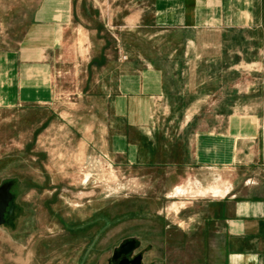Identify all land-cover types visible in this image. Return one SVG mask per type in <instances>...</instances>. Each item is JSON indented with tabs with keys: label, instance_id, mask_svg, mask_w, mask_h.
Listing matches in <instances>:
<instances>
[{
	"label": "rangeland",
	"instance_id": "374dc122",
	"mask_svg": "<svg viewBox=\"0 0 264 264\" xmlns=\"http://www.w3.org/2000/svg\"><path fill=\"white\" fill-rule=\"evenodd\" d=\"M59 5L0 0V182L16 180L0 264H114L123 241L141 255L152 235L160 251L158 237L182 226L177 208L191 217V202L215 198L197 189L221 196L264 180V18L257 32L234 3L226 25L161 33L151 28V0H69L67 18L50 19ZM54 22L57 47L39 56L48 41L33 40L48 39ZM161 42L169 49L146 50ZM113 59L163 66L170 81L151 105L153 121L163 140L183 146V166L136 167L103 146L108 94L124 70L104 64ZM199 142L215 150L201 164Z\"/></svg>",
	"mask_w": 264,
	"mask_h": 264
},
{
	"label": "crops",
	"instance_id": "0c3cea01",
	"mask_svg": "<svg viewBox=\"0 0 264 264\" xmlns=\"http://www.w3.org/2000/svg\"><path fill=\"white\" fill-rule=\"evenodd\" d=\"M60 1V11L56 9L54 14H50V19L67 18L64 16V3L69 0ZM151 2V28L161 33H168V29L172 27L183 31L186 28H200L202 32L206 26L226 25L233 17L234 3L240 4L237 11L242 14L240 18L245 21L243 25L247 23L246 20L251 19L252 25L247 27L258 32L260 29L256 25L262 24L264 18V0ZM54 25L48 27L52 30L48 39L41 36L35 40L34 37L25 38L26 42L33 40L39 44L44 40L48 41V44L39 47V56L46 50L52 51L57 47L58 30L55 22ZM243 25L241 30L245 27ZM34 27L38 31L39 26L35 24ZM245 34L248 35V28ZM145 47L146 50L169 49L168 44L162 42L160 49L153 48L150 43H146ZM104 62L106 66H121L124 69L116 74L113 92L108 94L109 105L104 114L106 126L100 134V141L103 146L106 145L108 153L118 155L126 163L136 167L162 164L172 170L176 166H183L186 154L183 146L180 148L175 141L163 140L153 121L151 105L156 98L165 94L170 81L163 66L154 65V60L151 59L142 60V63L136 59ZM200 143L194 147L193 163L201 164V156L206 151H215L211 148L201 149ZM207 162L209 166L215 164ZM185 191H179L178 195ZM196 192L215 198L191 202V217H181L177 208L176 223L182 222V226L177 229L178 233L158 237L160 251L155 248L157 240L154 235L151 240L146 238L140 264H264V180L258 181L255 186L245 184L239 189L228 188L221 196L217 188L211 187L199 188Z\"/></svg>",
	"mask_w": 264,
	"mask_h": 264
},
{
	"label": "water",
	"instance_id": "95a60500",
	"mask_svg": "<svg viewBox=\"0 0 264 264\" xmlns=\"http://www.w3.org/2000/svg\"><path fill=\"white\" fill-rule=\"evenodd\" d=\"M14 179H5L0 182V225L3 223V211L8 200V186ZM133 239L123 241L116 250L112 252L114 264H140L141 255L133 253L135 250Z\"/></svg>",
	"mask_w": 264,
	"mask_h": 264
},
{
	"label": "flooded vegetation",
	"instance_id": "af4514ba",
	"mask_svg": "<svg viewBox=\"0 0 264 264\" xmlns=\"http://www.w3.org/2000/svg\"><path fill=\"white\" fill-rule=\"evenodd\" d=\"M15 185H16V180H14V182H11L8 186V200H7L6 206L4 207L3 223L1 224V226L12 225L15 211H16Z\"/></svg>",
	"mask_w": 264,
	"mask_h": 264
}]
</instances>
